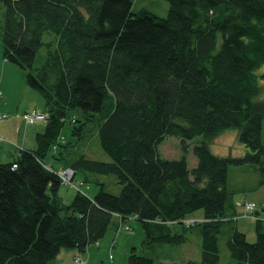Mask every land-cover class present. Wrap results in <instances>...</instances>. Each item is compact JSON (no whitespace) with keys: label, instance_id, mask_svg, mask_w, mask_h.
<instances>
[{"label":"trees","instance_id":"1","mask_svg":"<svg viewBox=\"0 0 264 264\" xmlns=\"http://www.w3.org/2000/svg\"><path fill=\"white\" fill-rule=\"evenodd\" d=\"M0 1L6 5L2 57L27 70L47 113L36 147L0 163V264H54L61 250L84 253L104 237L113 216L122 223L136 219L144 244L181 245L185 232L199 226L201 258L182 264H219V235L247 201H234L229 166L252 165L264 185V0H166L163 17L146 9L133 13L131 0ZM44 34L52 38L44 41ZM42 47L45 58L34 66ZM73 108L80 117L70 118L75 137L66 140ZM89 122L96 123L108 161L74 147ZM229 129L248 149L243 156L210 151ZM167 135L185 152L188 140L200 136L192 146L194 167L185 156L160 155ZM52 161L99 190L90 197L76 189L64 204ZM97 174L114 175L119 193L91 179ZM199 209L203 220L184 225ZM259 211L264 214V196L260 210L253 207L254 241L237 224L231 228L226 246L235 264H264ZM176 224L181 231L172 230ZM125 264L154 260L133 247Z\"/></svg>","mask_w":264,"mask_h":264},{"label":"rangeland","instance_id":"2","mask_svg":"<svg viewBox=\"0 0 264 264\" xmlns=\"http://www.w3.org/2000/svg\"><path fill=\"white\" fill-rule=\"evenodd\" d=\"M132 12L136 13L141 9H146L155 13L158 16H166L169 9V3L166 0H131ZM6 5L0 1V60L6 66L12 67L4 72V80L7 87L14 92L15 100H20L23 105H28L27 109H39L43 110V118L37 120L35 123H43L45 125L47 113L44 110V102L39 90L28 85L26 81V71L9 61L5 63L2 57V33L4 27ZM52 38L50 34H44L43 40L49 41ZM46 55V48L42 47L36 54L34 66L40 65ZM5 60V59H4ZM260 72H264V65L259 68ZM260 98L264 99V96ZM30 112V111H26ZM24 112V113H26ZM41 112V111H37ZM4 115V114H3ZM80 117V111L78 109H71L67 115V122L63 129V133L66 140H73L75 136H71L69 122L72 116ZM5 120V119H4ZM25 122V121H24ZM26 123V122H25ZM29 124V123H26ZM262 143L264 145V121L262 123ZM200 140V136H196L191 140H188L189 147L187 151L181 149L180 140L175 136H165L163 141L159 144L158 150L162 157L167 159H179L185 156L187 165L192 168L196 165V157L193 155L192 146L195 142ZM77 152H84L89 158L96 160L108 161L107 154L100 147V143L97 137V126L95 122H89L83 131V137L74 145ZM210 151L214 155L218 156H243L247 152V148L237 140L236 130L229 129L222 132L210 143ZM74 149V150H75ZM49 164V163H48ZM50 166V165H48ZM65 168V169H64ZM60 169L66 170L67 167ZM91 179H97L104 183L105 190L117 194L120 191L121 185L117 183L114 175H91ZM82 177L81 174L76 175V181H78V187L81 191L86 192L90 197H93L99 190L100 185L95 181L85 182L80 185ZM258 171L250 164H243L239 166L231 165L228 168L227 185L234 191V201L247 200L246 203H251L252 209H247L246 206L237 205V222H226L223 226V230L219 235V249L220 260L219 264H235V261L230 257L229 251L226 246V240L234 224H237L238 230L243 231L246 234V239L252 242L256 238L255 233V218L253 213V207L257 206V210H260V204L263 201L264 185H259ZM76 193V189L69 184H61L58 194L64 204H69ZM255 203V206H254ZM259 218L263 219V212L259 211ZM203 211L201 209L196 210L183 220L184 225L190 226L192 223L200 222L203 220ZM264 225V221H263ZM118 226V228H117ZM173 231H181L179 224L172 226ZM264 230V226H263ZM187 241L181 245H169V244H144L146 240V233L141 224L134 218H128L122 223L117 216H113L110 226L97 244L88 246L86 252L77 253L72 259L75 264H84L85 260L80 256L85 257V253L90 255V260L94 264H98L99 260H106V262H112L111 264H125L127 257L131 252V249L135 247V251L140 255H147L153 258L154 264H182L186 260H197L201 258V231L199 226L190 227L185 232ZM115 241V244H114ZM113 242V243H112ZM60 257L62 255H59Z\"/></svg>","mask_w":264,"mask_h":264},{"label":"crops","instance_id":"3","mask_svg":"<svg viewBox=\"0 0 264 264\" xmlns=\"http://www.w3.org/2000/svg\"><path fill=\"white\" fill-rule=\"evenodd\" d=\"M3 61L8 63L7 60ZM12 67L6 66L0 60V116L6 114L4 118H0V163L11 161L12 157L21 149H34L36 147L35 134L43 129L44 124H26L22 119V115L26 111H41L39 109H27L28 105H23L20 100H15L14 92L6 86L4 80V72ZM5 119V120H4ZM51 164L56 166V169L62 168V165L57 161H52ZM99 243V242H98ZM113 243V242H112ZM115 244V241H114ZM78 252L76 250H61L57 257L54 259V264H75L73 257ZM59 255H62L61 257ZM80 255V254H79ZM85 257L80 256L85 260L84 264H94L90 260V255L85 253ZM106 260L100 259L98 264H111Z\"/></svg>","mask_w":264,"mask_h":264},{"label":"built area","instance_id":"4","mask_svg":"<svg viewBox=\"0 0 264 264\" xmlns=\"http://www.w3.org/2000/svg\"><path fill=\"white\" fill-rule=\"evenodd\" d=\"M1 91H0V98H1ZM44 114L43 113H38L35 111H30V112H26L22 115L23 120L26 123L29 124H33L35 123L37 120L43 118ZM6 117V115H2L0 116V118H4ZM16 165L13 164L12 167L14 168ZM60 176V179L62 181V183L64 184H70L71 186H73L75 189H78L80 192H83L80 190V188L78 187L76 182H73V171L71 170V168H67L66 170H60L57 172ZM247 209H252V205L251 203H246L245 204Z\"/></svg>","mask_w":264,"mask_h":264}]
</instances>
